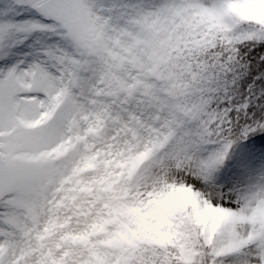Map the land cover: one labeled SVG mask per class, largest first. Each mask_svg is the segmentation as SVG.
<instances>
[{"label":"snow or ice","instance_id":"snow-or-ice-1","mask_svg":"<svg viewBox=\"0 0 264 264\" xmlns=\"http://www.w3.org/2000/svg\"><path fill=\"white\" fill-rule=\"evenodd\" d=\"M0 264H264V0H0Z\"/></svg>","mask_w":264,"mask_h":264}]
</instances>
